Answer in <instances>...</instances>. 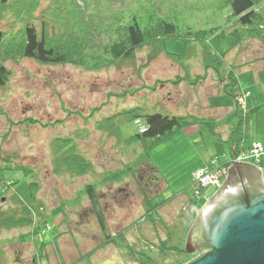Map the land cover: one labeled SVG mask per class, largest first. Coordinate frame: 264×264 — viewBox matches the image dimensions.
I'll return each instance as SVG.
<instances>
[{
    "label": "rangeland",
    "instance_id": "374dc122",
    "mask_svg": "<svg viewBox=\"0 0 264 264\" xmlns=\"http://www.w3.org/2000/svg\"><path fill=\"white\" fill-rule=\"evenodd\" d=\"M20 1L27 0H11L0 10L7 37L26 20L38 30L45 20L58 34L80 9L70 0H32L19 17L13 10ZM81 1L92 24L81 20L90 31L84 35L95 40L84 62L3 60L0 51V64L9 71L0 86V224L9 215L26 220L0 225V264H185L199 254L185 250L189 231L217 191L197 190L192 173L231 158V132L236 127L239 133L242 114L249 118L243 145L264 140V0H256L259 18L250 25L238 21L228 0ZM161 19L176 25L174 35L139 47L133 58L113 62L105 53V45L122 36L105 33L110 27L136 20L152 35ZM235 78L238 112L230 93ZM136 107L144 114L205 119L160 139H133L144 119L135 122L125 112ZM66 138L89 162L84 173L60 167ZM259 161L264 166V155ZM33 183L28 203L24 192ZM88 184L96 188L115 240H104Z\"/></svg>",
    "mask_w": 264,
    "mask_h": 264
},
{
    "label": "trees",
    "instance_id": "16d2710c",
    "mask_svg": "<svg viewBox=\"0 0 264 264\" xmlns=\"http://www.w3.org/2000/svg\"><path fill=\"white\" fill-rule=\"evenodd\" d=\"M29 1L30 7H27L24 3ZM25 2L16 3L15 9L13 13L17 16L21 17L24 13H26L29 9L34 6L32 4V0H27ZM74 6L79 7L77 11L74 10L73 17L74 19L71 22L70 18L66 22L67 24L77 23L74 29L67 24H64V30L60 33L49 31V27L47 26V22L44 20L41 24V29L38 30L36 24L31 20H26L23 23L22 27L14 33L11 37H7L9 34L3 30H0V51L3 50V60L8 58H32L39 63L42 64H63L71 61H82L84 62V58H87V51L89 49L94 48L95 40L90 35H84L86 33H90V31H85L86 26H90L88 22V16L84 14L86 10V5L84 1L81 0H70ZM79 1H81V5H79ZM232 6L233 14L237 16L238 21L243 25H250L257 23V19L259 18V13L255 9V5L257 3L256 0H228ZM11 0H0V10L7 7ZM26 7V9H25ZM24 9V11H23ZM31 17L32 15L28 14L24 16V19L27 17ZM31 19V18H30ZM85 19V25L81 24V20ZM91 22V21H90ZM92 23V22H91ZM160 31L159 32H151L148 29H143L139 22L136 20H131L127 24H119L118 28H109L105 33L109 34L110 32L122 33V36L116 38L108 45H105V53L109 55L111 61L115 62L120 59H129L135 56V51L142 47L143 45L149 43L152 40L157 38H162L170 35H174L176 33V25L173 22L167 20H159ZM94 27V26H93ZM51 28V27H50ZM96 29V26L94 27ZM113 29V30H112ZM78 30L80 32H78ZM121 30V31H120ZM103 33H101L102 36ZM95 35V34H94ZM100 37V35H99ZM5 40V42H4ZM90 46V47H89ZM82 59V60H81ZM88 64V62H87ZM8 69L0 64V86L6 84L8 80ZM232 84V93L236 100L237 112L243 111L238 100L240 94V85L237 78L233 79ZM235 84V85H234ZM226 85L224 92H229L227 90ZM138 107L128 110L125 113H129L133 119L136 120L139 118H143L144 126L146 128L145 131L138 132L132 135L133 139H160L167 134L174 132L176 129L182 128L186 125L202 122L205 118L199 117L197 115L189 113L188 115H184V117L178 115H168L160 112H156L153 114H144L138 112ZM112 118V117H111ZM104 127V123L102 124ZM249 125L248 113L242 114V121L239 126H237V130L239 133L235 132V129L231 132V142L233 145L234 153H237L243 148V138L246 136L247 132L245 131ZM109 132L115 133L114 129H109ZM59 140V138H57ZM56 143V142H55ZM54 143V144H55ZM70 138H66L63 144V153H64V164L60 167H67L72 169L78 173H84V171L90 168V164L86 161L85 157L78 153L74 146L72 145ZM76 168L78 171H76ZM121 171V170H120ZM119 172H115L113 175L118 176ZM24 184V183H22ZM29 185V184H28ZM34 188L26 187L25 197L26 200L32 201L34 199V192L36 190V184H31ZM95 186L88 184L86 186L87 195L90 198L91 205L90 209L92 213L95 214L97 221L104 233L107 232V217L104 215V208L99 207L98 195L95 190ZM20 201V199H19ZM147 202V200H146ZM159 204L153 208H149L150 213H153ZM28 211V210H27ZM4 223L0 224L4 228L9 227H17L19 224H24L26 220L23 221L15 220L14 216L9 215L8 218H3ZM48 225V224H47ZM49 229L46 226V230ZM45 230V231H46ZM121 232V231H119ZM43 233H45L43 231ZM119 235V234H118ZM105 242H110L115 240V238L107 232L105 235ZM122 236V235H121ZM123 237V236H122ZM169 238V237H168ZM166 240H162V245L166 244ZM167 248V247H166ZM176 248V246L172 247V251ZM179 248V247H178ZM133 253L136 255L138 251L133 250ZM150 258V257H149Z\"/></svg>",
    "mask_w": 264,
    "mask_h": 264
},
{
    "label": "water",
    "instance_id": "95a60500",
    "mask_svg": "<svg viewBox=\"0 0 264 264\" xmlns=\"http://www.w3.org/2000/svg\"><path fill=\"white\" fill-rule=\"evenodd\" d=\"M254 163L234 162L222 186L194 221L186 264H264V175Z\"/></svg>",
    "mask_w": 264,
    "mask_h": 264
},
{
    "label": "built area",
    "instance_id": "2783aa9c",
    "mask_svg": "<svg viewBox=\"0 0 264 264\" xmlns=\"http://www.w3.org/2000/svg\"><path fill=\"white\" fill-rule=\"evenodd\" d=\"M264 154V141L254 143L252 146L242 150L234 159V161L259 160ZM227 173L224 166L216 167L211 170H197L193 173V179L196 186L221 185L222 178Z\"/></svg>",
    "mask_w": 264,
    "mask_h": 264
},
{
    "label": "crops",
    "instance_id": "0c3cea01",
    "mask_svg": "<svg viewBox=\"0 0 264 264\" xmlns=\"http://www.w3.org/2000/svg\"><path fill=\"white\" fill-rule=\"evenodd\" d=\"M232 108H233V106H232ZM232 108H231V109H232ZM231 112H232V110L228 111V113H227L226 115H229ZM191 114H193V113H191ZM215 133H217V131H216ZM260 140H262V139H260ZM232 157H233V156H231V158H230L229 160H231ZM215 158H217V157H215ZM229 160H228V161H229ZM226 162H227V161H226ZM218 163H219V162H218ZM255 165H256V164H255ZM260 165H262L261 162H260ZM206 166H207V168H203V169H212L215 165L213 164V161H212V162H210V163H207ZM256 166H257V165H256ZM262 166H263V165H262ZM257 167H258V166H257ZM263 175H264V174H263Z\"/></svg>",
    "mask_w": 264,
    "mask_h": 264
}]
</instances>
